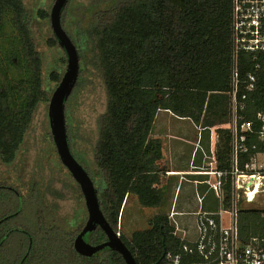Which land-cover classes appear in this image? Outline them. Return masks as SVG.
Returning <instances> with one entry per match:
<instances>
[{"label": "trees", "instance_id": "obj_1", "mask_svg": "<svg viewBox=\"0 0 264 264\" xmlns=\"http://www.w3.org/2000/svg\"><path fill=\"white\" fill-rule=\"evenodd\" d=\"M71 1L62 13V26L77 46L80 59L87 49L93 50L108 95L96 152L104 187L95 186L106 220L137 264H167V254L181 255V264H204L199 254L184 251L190 240L176 231L168 214L156 215L149 228L136 231L131 238L121 231L120 222L131 196L145 208H157L164 202L156 187L160 182L157 163L163 157L162 147L150 140L159 112H171L205 129L229 121L232 0H125L102 8L89 36L83 35L79 14H68ZM38 14L49 20L51 27L49 11L40 9ZM30 26L23 0H0V160L5 165L15 162L38 106L51 100L44 89L43 57ZM68 28L77 30L78 36L72 37ZM49 43L60 46L54 34ZM250 70L249 65L243 73ZM50 78L57 87L62 80L57 72ZM256 95L261 102L249 107L254 112L264 110V89ZM67 123L66 116L68 126ZM49 127V137L64 166L50 118ZM224 138L221 161L229 152L226 134ZM69 144L71 148L70 139ZM71 151L76 158L72 148ZM0 184L14 187L9 180ZM76 185L85 200L77 182ZM19 194L0 189V220H5L0 225V264H126L110 248L93 257L76 252L74 240L85 227L89 213L75 231L61 229L41 218L29 194ZM13 214L16 216L6 219ZM239 229L243 243L264 237L260 211L243 210ZM85 239L92 245L108 240L100 227Z\"/></svg>", "mask_w": 264, "mask_h": 264}, {"label": "rangeland", "instance_id": "obj_2", "mask_svg": "<svg viewBox=\"0 0 264 264\" xmlns=\"http://www.w3.org/2000/svg\"><path fill=\"white\" fill-rule=\"evenodd\" d=\"M23 1L29 11L33 38L43 57L44 89L50 93L51 98L57 86L52 82L50 75L57 72L63 77L67 67L64 63L66 56L59 45L49 43L53 36L49 20L41 19L38 12L40 9H45L51 15L56 0ZM122 1L125 0H72L67 11L70 16L72 15L71 17L79 14L77 17L82 21L85 30L83 35L89 36L98 20V12L102 8L109 7L110 4ZM68 31L72 37L78 36L77 30L68 28ZM82 55L85 57L84 61ZM49 105L50 102H43L35 111L15 162L5 165L0 160V182L9 180L18 192L29 194V197L33 198L35 207L41 212V218L49 221L50 225L61 229L73 228L75 231L78 229L77 224L81 225L88 212L85 200L78 193L76 182L62 165L49 137ZM107 107L108 95L103 73L99 68L97 57L89 48L86 53L81 54L79 79L66 102L65 113L71 148L78 162L90 173L98 189L104 187V180L96 164V152L100 138V123L107 112ZM165 116L169 115L165 114ZM181 123L185 124V129H190L188 132L190 136L187 139L190 140L193 136L196 138L199 132L194 128L193 123ZM178 133L174 130L172 135ZM134 200L129 202L120 222V229L126 238H131L136 231L149 228L152 218L168 212L172 207L167 199L157 208H145L137 198Z\"/></svg>", "mask_w": 264, "mask_h": 264}, {"label": "built area", "instance_id": "obj_3", "mask_svg": "<svg viewBox=\"0 0 264 264\" xmlns=\"http://www.w3.org/2000/svg\"><path fill=\"white\" fill-rule=\"evenodd\" d=\"M231 44L229 121L216 128L226 134L229 152L223 161L216 146L210 154L203 152L208 162L193 172L205 177L196 185H206L218 207L204 210L205 195L196 190L201 205L196 213L198 237L188 240L184 251L199 254L204 264H264V237L243 243L239 229L243 210H259L264 219V110H249L261 102L256 94L264 89V0H232ZM249 65L252 70L243 73ZM174 216L172 212L178 232ZM166 259L167 264H181L182 256L167 254Z\"/></svg>", "mask_w": 264, "mask_h": 264}, {"label": "crops", "instance_id": "obj_4", "mask_svg": "<svg viewBox=\"0 0 264 264\" xmlns=\"http://www.w3.org/2000/svg\"><path fill=\"white\" fill-rule=\"evenodd\" d=\"M165 114L169 116H165ZM181 122H192L200 135L198 134L196 138L193 136L188 140L190 129H185V124ZM216 128L218 126L205 129L189 119L176 117L171 112L161 111L156 117L150 137L151 143L159 144L162 147L163 157L157 163L160 182L156 187L161 191L164 201L167 199L172 206L168 212L164 213L169 216L172 212L175 213L174 220L178 223L179 234L190 241H194L198 237L196 213L200 210L201 205L196 197V190L198 189L201 194L205 195L202 205L204 210L213 211L218 207L215 195L207 193V186L196 185V181H201L202 178L193 175L195 167L205 166L208 162L204 158L203 152L210 154L211 148L216 146L218 158L221 157L224 134ZM174 130L179 133L172 135ZM135 198L134 196L130 197L127 207L130 201H135Z\"/></svg>", "mask_w": 264, "mask_h": 264}, {"label": "water", "instance_id": "obj_5", "mask_svg": "<svg viewBox=\"0 0 264 264\" xmlns=\"http://www.w3.org/2000/svg\"><path fill=\"white\" fill-rule=\"evenodd\" d=\"M69 0H56L50 15L54 36L67 56V67L61 82L54 91L49 105V118L52 134L64 166L79 184L88 208L89 218L74 242L76 252L81 256L93 257L102 250L110 248L119 253L126 264H137L131 251L109 225L100 207L98 193L91 176L73 155L66 125V102L74 90L80 73V55L77 46L62 26V13ZM100 227L108 240L99 245L87 242L85 236Z\"/></svg>", "mask_w": 264, "mask_h": 264}, {"label": "flooded vegetation", "instance_id": "obj_6", "mask_svg": "<svg viewBox=\"0 0 264 264\" xmlns=\"http://www.w3.org/2000/svg\"><path fill=\"white\" fill-rule=\"evenodd\" d=\"M17 156H18V155H17ZM12 164H13V163H12ZM10 165H11V164H10ZM5 188L10 189V190H11L12 192H14L16 195H20L19 192H18L14 187H7V186H4L3 184H0V189H5ZM21 203H22V200H21ZM15 216H16V214H13V215H11V216H8L6 219H10L11 217H15ZM4 221H5L4 219H1V220H0V225L3 224ZM86 223H87V222H86ZM82 230H83V228H82ZM82 230H81V231H82ZM81 231L79 232V234L81 233ZM79 234H78V235H79ZM78 235H77V236H78ZM76 238H77V237H76ZM76 238H75V239H76ZM74 242H75V240H74ZM87 242H88V241H87Z\"/></svg>", "mask_w": 264, "mask_h": 264}]
</instances>
